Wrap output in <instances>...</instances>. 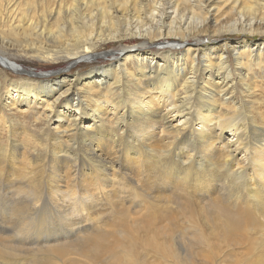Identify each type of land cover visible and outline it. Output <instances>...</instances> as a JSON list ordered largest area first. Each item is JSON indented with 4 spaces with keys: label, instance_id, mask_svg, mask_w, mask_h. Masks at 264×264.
Here are the masks:
<instances>
[{
    "label": "bare ground",
    "instance_id": "1",
    "mask_svg": "<svg viewBox=\"0 0 264 264\" xmlns=\"http://www.w3.org/2000/svg\"><path fill=\"white\" fill-rule=\"evenodd\" d=\"M87 1L99 7L98 19L70 7L65 18L24 15L3 30L0 132L10 128L16 138L0 144V196L13 197L0 202V264H143L136 235L177 221L186 226L180 238L174 229L172 244H160L158 229L147 246L189 264L212 239L239 240L235 233L255 219L264 226V112L245 113L264 95L255 73L264 70V3L255 11L243 5L234 20L231 0ZM109 44L119 49L96 53ZM8 49L70 68L100 55L113 63L49 78L19 66ZM7 71L21 81L8 86ZM44 212L140 222L80 228L71 241L49 232L50 223L45 233L5 220L23 214V226L35 225Z\"/></svg>",
    "mask_w": 264,
    "mask_h": 264
},
{
    "label": "rangeland",
    "instance_id": "2",
    "mask_svg": "<svg viewBox=\"0 0 264 264\" xmlns=\"http://www.w3.org/2000/svg\"><path fill=\"white\" fill-rule=\"evenodd\" d=\"M162 1H164V0H162ZM100 2H102V0H100ZM237 2H238V4H237L236 8L234 9L233 15H232L234 20H236L240 16H244L245 13L242 9L243 5H245L246 7L252 8L253 11H255L260 7V5H262L264 3V2H261L259 0H252V1L251 0H231V4L229 5V7L232 8V10H233V6H235ZM70 7H72V8H70ZM69 8H70V10H72L74 8L77 9L78 14L82 18L84 16L88 15L90 11H92V14H94L95 19H98V17H99V9H98L99 7L97 5L90 6L89 1H87V5H86V7H84L82 0H4V9L2 12H0V37L2 38V42L0 40V50L7 48L6 40L3 39V36H4L3 30L7 29V27L9 26V24L11 22H18V21L23 20L24 15H27L28 17L33 18L37 22L41 21L43 18H47L49 21H52L51 17L53 15H57L58 13H61V16L65 18V17H67V10H69ZM252 14H253V12H249L247 19H249L252 16ZM144 22H145V20H144ZM219 41L222 42V40H219ZM221 42H219L218 44H222ZM118 49H119V44H112V45L109 44V45H104L102 47H99L97 49L96 53L97 54H103V53H106L109 51H114V50L117 51ZM153 50H155V49H151L149 51L146 50V51L152 52ZM212 53L214 56L217 55L216 50H213ZM8 54H9V56H12V57H10V59L12 61L17 62V64L19 66H22V68H24L28 71H33L35 73H40V74L50 73V75H48L49 78H55L51 75L52 73H58V72L60 73L62 71L63 72L67 71L68 69H70L69 71H70L71 75H75V74L85 73V72L89 71L92 66H93L92 68L102 67V66H105V65H108L109 63H111V60L109 58H105V57H102L103 55H100V57L96 60L97 63H95V62H93V63H82V64L78 65L77 67L75 66V67L70 68L69 63L46 64L44 62H39L35 59H30V58L24 57L23 55L19 56L16 54V52L12 51L11 49H8ZM229 62H230L231 68L233 69L234 68L233 58H230ZM112 63H113V61H112ZM106 67H108V66H106ZM7 73L9 74V76H11V77H9L8 86L12 85V83L15 81H21L20 78L16 77V74H14L10 71H7ZM255 73L257 74V77H258L257 82L258 83L263 82V84H264V81L261 79L262 77H264V70H256L255 69ZM233 77L235 78L234 74H233ZM5 90H6V88L3 90V93L5 92ZM258 112H264V95H262L261 97H258L257 101L255 103H253L252 105H247L245 107V113L247 115H251V116L256 117V114ZM1 122H2V120L0 119V125H1ZM18 123H19L18 128L20 130H23L24 126H28L26 123L23 124L21 120L19 122L16 121L15 126ZM28 129L30 130V127ZM10 131H11V129L7 128V129L3 130L4 133L0 132V144L6 145L7 143H11L12 139L16 138L12 133L8 134ZM8 138H9V140H8ZM5 141H7V142H5ZM42 197L46 202H48L49 197H48V191L47 190L44 189L42 191ZM12 199H13V197L10 195H7V196L1 195L0 196V202L1 201H11ZM117 203L121 205V204H123V200L118 201ZM128 204L129 203H126L125 205H128ZM14 205L15 204H12V209H13ZM134 210H136V208H133V211ZM8 211H10V210H8ZM113 214L114 213H107V214L101 213L97 216L96 215H92V216L84 215V218H83V215L75 214V215H77L76 216L77 219H76L75 215L67 217V216H65L64 213L62 215H60V214H56V213L44 212V213L34 215L35 221H38V223H36L35 225L33 224L34 226L33 225L23 226V214L19 217L5 218V220L9 223L10 227L14 230H26V229L34 228L37 230H43V231H45V233L46 232L49 233L52 230V231H55V233L57 232L56 234L59 233V235H57V236H60V239L66 237V236H69L70 237L69 239L71 241H73V239L75 238L74 236H77V235H75L77 233L76 230L80 229V228H87L88 230L86 229V231L89 232L91 229L90 227L94 226L93 229H97L98 227L103 229V228H105L106 224H112L113 221H117V225H119V226H122L125 228H130L131 226L136 225L137 224L136 222H140V221H135V220H124V219L116 220V217L118 219L119 215L114 214V216H113ZM132 214H135V213L131 212V215ZM115 215H116V217H115ZM78 216L80 217L81 221H83L82 219H84V222H81L79 220ZM89 216H90V218H89ZM3 217H5V216L2 215L0 217V220H2ZM72 217H74V218H72ZM85 218L87 220L89 218L92 221L91 220L86 221ZM68 219H70V220H68ZM102 219L104 221H102ZM42 220H46V223L41 224L40 222ZM65 220H66V222L68 221L67 224H66V222L64 223ZM78 220H79V222H78ZM109 220L111 223L109 222ZM57 222L60 224L62 229L60 228V226L58 225ZM70 222H72L71 223L72 226L70 225L68 228V223H70ZM75 222L76 223L78 222V224H80V225L78 226V224H77V227H73V225L76 224ZM49 223L51 224L50 226H49ZM179 223L180 222L177 221L176 224L174 225V229L175 230L177 229L176 231L180 230L178 233L174 232L175 231L174 229L168 230L169 228L165 224H162V225L159 224L158 225L159 226L158 229H159L160 233L157 232L158 229L155 231V230H153V228L150 230L144 231L145 233H143V232L138 233L135 237V239L137 238L135 242H139L141 248L138 246L139 245L138 243H136L137 245L134 244V247H133L134 248L133 249L134 254H137L142 258L143 264H167V263L178 264L174 259L167 257V256H164L162 259V257H160V256H162L161 254L156 253V251L153 252L152 249H149L151 247L147 246V242L151 236L148 234H152V233L154 234L155 232H157L158 236L160 238L162 237L161 239H159V237H158L160 244H163V245L165 244L166 246L168 244L169 245L172 244V235H174V234H171V233L172 232L176 233L177 237L180 238L182 236L180 233L186 228V226L182 225L181 223L179 224ZM47 225L50 227V231H49V229H47V228H49ZM97 225H99V226H97ZM142 225L144 226V224H142ZM65 226L67 227V229ZM162 226L166 230H164ZM182 227H183V229H182ZM74 228H76V229H74ZM105 230H107V228ZM115 230H116V228H115ZM64 231L68 234H66V233L64 234ZM169 231H172V232H169ZM71 235H72V237H71ZM235 235L237 236V238L239 240L231 241L229 243H224V244H220V245L216 242V240L212 239L211 244H210V248L211 247L212 248L208 251L202 250V249L200 251H194L195 254L199 255L197 257L198 259L193 258L189 264H196V263L197 264H264V226H261V223L255 219L253 225L248 224V228H246L245 231L237 232V233H235ZM165 236H169V238L165 237ZM163 237H164V239H163ZM166 238H168V239H166ZM34 240H35V238L33 239V241ZM165 240H166V242L168 240V242L166 243ZM35 241H37V240H35ZM161 241H162V243H161ZM169 241H171V242H169ZM41 244L42 243H40L39 245H41ZM143 248H145V249H143ZM25 250H29V249H25ZM178 251L182 255V252H180V250H178ZM201 253H203V254H201ZM23 257H25V256H23ZM39 258H37V259H39ZM32 259H34V258H32ZM27 263L31 264V261L26 260L25 264H27Z\"/></svg>",
    "mask_w": 264,
    "mask_h": 264
}]
</instances>
